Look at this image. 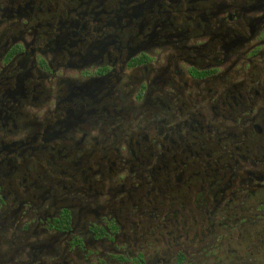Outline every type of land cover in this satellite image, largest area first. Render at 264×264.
I'll return each mask as SVG.
<instances>
[{"label": "flooded vegetation", "instance_id": "obj_1", "mask_svg": "<svg viewBox=\"0 0 264 264\" xmlns=\"http://www.w3.org/2000/svg\"><path fill=\"white\" fill-rule=\"evenodd\" d=\"M247 236L264 264V0H0V264Z\"/></svg>", "mask_w": 264, "mask_h": 264}, {"label": "rangeland", "instance_id": "obj_2", "mask_svg": "<svg viewBox=\"0 0 264 264\" xmlns=\"http://www.w3.org/2000/svg\"><path fill=\"white\" fill-rule=\"evenodd\" d=\"M259 229V228H258ZM258 229L256 231H258ZM252 245L251 241L249 240V236L246 237V239H235L226 241L223 250L218 252V258H213V262L220 263V264H248L249 260L256 261L258 260L255 254L254 256L249 257L251 255V252H254L253 249H249V245ZM237 249L238 252H231V250ZM256 253V252H255ZM261 253V252H260ZM237 257H240L241 259H245V261H238ZM248 262H247V261Z\"/></svg>", "mask_w": 264, "mask_h": 264}]
</instances>
